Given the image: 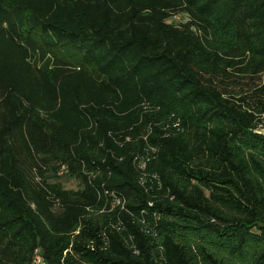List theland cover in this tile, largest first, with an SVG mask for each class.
Returning <instances> with one entry per match:
<instances>
[{"label":"trees","instance_id":"1","mask_svg":"<svg viewBox=\"0 0 264 264\" xmlns=\"http://www.w3.org/2000/svg\"><path fill=\"white\" fill-rule=\"evenodd\" d=\"M259 126L264 0H0V264H264Z\"/></svg>","mask_w":264,"mask_h":264},{"label":"built area","instance_id":"2","mask_svg":"<svg viewBox=\"0 0 264 264\" xmlns=\"http://www.w3.org/2000/svg\"><path fill=\"white\" fill-rule=\"evenodd\" d=\"M173 21L175 22H179L181 20H188L187 16H174L172 18ZM258 133H262L264 132V126H259L258 130H257ZM149 160L148 156H145V157H141L139 158L138 156H136L134 158V164L141 170V178H140V183L142 185H145V182L146 180L148 179V175L147 173L145 172V168H146V163L147 161ZM68 172V169L66 166H61L60 168V171H59V175H65L66 173ZM150 178H152L153 180L156 181L158 187L160 188L161 187V184L158 180V177L156 175H152L150 176ZM105 194L106 195H109L110 198H111V206H112V209L115 208V207H120L121 209H124V206H125V200L123 198H121L120 196H118L116 193L114 192H108V191H105ZM104 210H101L100 212H103ZM33 264H45L40 252L37 250L35 252V256H34V261H33Z\"/></svg>","mask_w":264,"mask_h":264},{"label":"rangeland","instance_id":"3","mask_svg":"<svg viewBox=\"0 0 264 264\" xmlns=\"http://www.w3.org/2000/svg\"><path fill=\"white\" fill-rule=\"evenodd\" d=\"M62 186L65 189H74L77 187V183L74 180H70V179H63L62 180Z\"/></svg>","mask_w":264,"mask_h":264},{"label":"crops","instance_id":"4","mask_svg":"<svg viewBox=\"0 0 264 264\" xmlns=\"http://www.w3.org/2000/svg\"><path fill=\"white\" fill-rule=\"evenodd\" d=\"M263 134H264V132H263Z\"/></svg>","mask_w":264,"mask_h":264}]
</instances>
